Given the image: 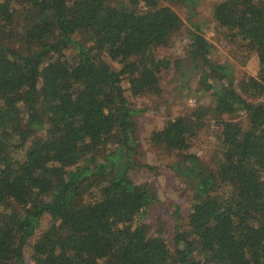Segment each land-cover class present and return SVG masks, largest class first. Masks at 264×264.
<instances>
[{
	"label": "trees",
	"instance_id": "1",
	"mask_svg": "<svg viewBox=\"0 0 264 264\" xmlns=\"http://www.w3.org/2000/svg\"><path fill=\"white\" fill-rule=\"evenodd\" d=\"M168 1L0 0V264H264V0L208 3L232 57L257 58L240 80ZM184 25V52L157 54ZM169 69L209 100L150 132L188 192L149 219L131 100L163 93Z\"/></svg>",
	"mask_w": 264,
	"mask_h": 264
},
{
	"label": "rangeland",
	"instance_id": "2",
	"mask_svg": "<svg viewBox=\"0 0 264 264\" xmlns=\"http://www.w3.org/2000/svg\"><path fill=\"white\" fill-rule=\"evenodd\" d=\"M185 1L168 2L178 11L186 24H188L187 22L190 18L202 24L205 36L214 45L212 55L219 60L230 58L233 61L235 80H240L245 75L255 74L258 67L255 55L251 54L245 61H242L243 56L232 57V45L223 39L222 31L217 30L211 20L208 8V3L211 0ZM187 28L188 26L184 25V27L174 32L173 40L167 45L159 46L155 52L160 55L165 54L170 58L181 55L189 39ZM187 80L189 81L188 83ZM124 86H127L126 81H124ZM163 86V93L159 96H139L131 100L134 109L137 111L135 113L137 140L135 158L140 162H148L155 165L153 170L148 171L149 175L145 173V175L150 177L151 185L154 188L151 194L156 197L150 203L149 219H154L157 215L168 217L170 215L169 212L172 210V203L184 202L188 192L177 178L176 173L167 167L166 162L171 159L168 152L150 141V132L162 125L167 114L182 113L194 107L198 102L209 100L207 92L202 91L200 88L198 78L190 73L181 79L176 71L169 69L164 74ZM236 118L243 120L242 115L236 116ZM216 135L217 131L213 119H209L199 129L194 142V149L203 158L208 159L209 153L214 148L215 143H217ZM133 177L134 179H140L142 175L137 173L133 174ZM46 221L47 216H44L41 219L39 228L44 226Z\"/></svg>",
	"mask_w": 264,
	"mask_h": 264
}]
</instances>
